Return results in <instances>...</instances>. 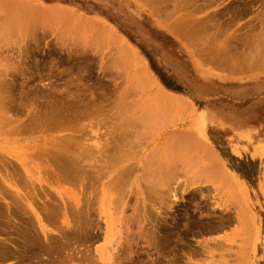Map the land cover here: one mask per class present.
I'll list each match as a JSON object with an SVG mask.
<instances>
[{"label":"rangeland","instance_id":"374dc122","mask_svg":"<svg viewBox=\"0 0 264 264\" xmlns=\"http://www.w3.org/2000/svg\"><path fill=\"white\" fill-rule=\"evenodd\" d=\"M19 1H23L24 4L29 3L33 6V10L32 8L29 9V5V7L24 6V4L23 6H20V2L18 4L17 0L16 3L12 0V4H10L9 0V5L5 2L6 7H0V11L3 12L0 14V75H5L6 79L4 78L3 81L7 79L8 82H10L9 80L11 79V83L14 81L12 84H3L4 86L6 85L5 88H7V84L9 86L15 84L14 86L16 87V91L13 90L15 89L14 86H12V88L14 87L13 89L9 86L5 89L7 91L10 88V91L12 90L13 93L15 92L12 94V91L10 92L8 90L11 95L7 92L6 94H8L7 97L9 96V100L7 97V100H4V102L11 101L9 102L11 105L14 102V109L12 108L13 106L9 104L7 105V107L9 106L8 109H5L7 102L4 104L5 107L2 104L3 107L0 108L4 109V111L9 110V108H12L10 111H14L15 108H18V111L16 110V112H14L16 114L10 113V115H14L13 117L15 118L12 122H16L17 120V124L13 123V125L16 127L17 125L19 126L18 117L20 118L19 122L21 125L24 120L27 122L30 118H28V114L26 115L25 112H22V110H25L29 113L30 109L23 107V105L22 108L21 100L24 103V106H30L32 104L30 107L33 109L35 108L32 107L33 104L34 106L38 104L36 107H38L39 110L40 104H42L40 110L41 114L39 113L40 111L37 113L42 116V113L47 111L46 109L48 106L45 105L52 103V101L54 103L55 99L57 101V103H55L58 104L59 101L66 102L68 100L66 96L71 95L72 97V93L74 95H76V93L79 94L78 91L82 94L83 91L85 93L87 92V94L94 93V96L93 94L91 95L93 96L92 99L94 100L96 99V96H99L100 98L98 97L94 101H103V104L101 105L104 106L103 108L106 107V111L103 109L105 112L100 113L97 117L80 120L77 129L80 131L79 134L81 135L79 143L91 145L94 157L99 158L104 143L108 141L106 133L110 128L106 127V124L105 126H102L103 124H96L97 120L112 116L116 129L120 131L125 129L123 125L128 121L129 117L133 120L135 116L139 117L141 115L139 118H143L142 120H144L143 122L141 121L144 123L143 126L139 127V123H141L139 122V126L137 125V119L139 118H134V122L136 121L135 126L137 125L136 127L139 128H135L134 132L126 137V145L121 148V153H119L125 155L116 166H130L133 168L132 170V168L129 167L130 175L127 177L128 179L125 178L124 180L126 191L124 190L125 186H123L122 189L125 193L123 192L122 196H125V199L123 197L121 198L124 199L122 205L119 206L121 203L118 205L117 201V209L113 207L114 205H111L110 207L109 203V205L107 204L108 206H106L105 200L109 202V197L102 194V188L105 186H103L102 183L108 180V178H103L100 182H97V184L95 183L93 188L95 190L91 189V191L93 190L94 196L96 194L95 192L98 193L102 190L100 192L101 194H97L100 198H95V200L97 199L99 201L95 203L97 208H95V211L98 210V213H101L100 215L96 213L98 215H95L94 218L96 217L95 222L98 221L99 218L102 220L100 223V220L96 223L98 226L100 224L99 229L101 232H104H102V234H107L103 236L101 232L98 231V228H96L94 232L97 236H101V238L98 236L99 240L94 238L88 242L82 241L84 251L83 248H80L81 251L87 254L89 253L88 256H92V259L89 258L90 256L88 257L90 260H87L88 263L86 264H89L91 260L93 261L91 262L92 264H106L108 262L107 254H112V249L113 254H116L117 250H115L114 253L115 248H120L118 249L119 254L117 253L119 256L116 254L119 261H121L123 257L129 256L127 253H122L125 250V252L128 250L129 253H131L130 250H132V253L134 251L135 254L138 252L141 254V250L147 254L148 251L150 255L152 254L151 260H149V254H147L148 259L146 255L143 256L144 253L143 255H133L131 253V257L127 258L133 261L135 259L137 263V259H139L140 256V258L143 257L140 260H145L147 258L145 264H150L151 262L149 261H152V259L155 258V253L153 248L148 249L145 239V241H141L145 234L141 231V237L139 235L140 233L137 232L141 225L138 224V226V222L135 223V220L134 222L130 221V223H135L138 226L136 228V225L134 224H132V227L130 223H123L127 222V219L133 216L132 214L135 212L140 213L141 210L144 211L143 214H146V217L155 213V215L158 214L157 217L161 216V218L165 219H162L164 221L162 222L165 223L163 224L161 218L159 219L152 215L153 217L151 216L149 223L153 224L151 226L149 223L145 225V222V224L142 223V226H147L148 228L155 227L153 229L156 231L158 229L159 231L162 230L164 226H171L172 224L170 228L173 230L169 228L171 233L178 229L177 234L179 233L184 239L181 238L182 240H177V238H179L177 237L175 241L177 240L178 243H181L182 247L178 245V243H174V239L171 241H173L172 244L174 243L175 247L171 243L165 242L162 239H160V244H163L162 248H165L168 244L165 249L163 248V252L165 251V254L168 256L171 254L170 249H176V247L177 252L186 250V253H188L193 250L192 253L190 252L191 254L188 253L191 255V263L188 262L189 260L187 259H190L189 255V257L186 255L187 258L185 256V258L182 259L185 252H179L181 259L178 261L180 263L184 264L188 260L186 262L187 264H241L245 260L244 258H246V264H249L248 261L251 262V264H264V70H258L256 73L245 72L244 74V72H238L237 74H230L229 69V72L227 71L225 65L226 62H223L224 60L227 61L230 56L237 57L251 52L252 43L254 42L253 44H255L257 38L264 39V36H261L264 35V0ZM1 2L2 0H0V5L3 4ZM17 4L18 9L16 8ZM8 11H10V14L12 13L11 16L15 21L11 18ZM15 11L16 14L13 16ZM8 15L10 17H8ZM16 15L18 16V19ZM6 19L7 21L11 20L12 22L10 23L12 24L9 23V25H6ZM13 22L15 25H13ZM10 25L13 26V28H9ZM170 28L180 29V32L177 33L178 35H174L173 32L175 31L173 29L170 30ZM19 63L21 64L19 68H17ZM221 63H224V66ZM21 65H23L22 67L24 70L21 69ZM12 67H15L16 69L14 68V70ZM144 68L145 70H143ZM10 69L14 70V72ZM16 70H21V73L17 74L18 71L16 72ZM1 72L3 74H1ZM4 72H7L9 75ZM12 73L17 75L14 76ZM140 81L142 82V86L140 85ZM147 81L148 85L145 83ZM84 85L85 88L88 86V90L91 89V91L86 90ZM66 88L69 89V92ZM1 90H4L3 87ZM21 90L28 93L27 99H25L27 96L25 92V97H23L24 95L22 93V95L20 94ZM65 90L69 94L64 96L66 99H64L61 94ZM36 91L39 92L37 93ZM162 91L170 93V95H175L174 98L181 96L180 98L187 99V102L189 101L188 106L189 104L192 106L187 107V109L180 106V108L177 109H180L181 111L176 108L174 110L169 105V102L165 101V103L162 102L164 100H160V98H163V96L160 97ZM1 92L4 93H2L3 96L6 95L5 91H0V93ZM50 92H52V94ZM45 93H48V95L51 94L49 96H51V99L54 97V100H51ZM53 93L56 95H62L59 97L61 100L58 99V101V97H55L56 95L52 97V95H54ZM63 94L65 95V93ZM82 94L80 95L84 98L85 95ZM19 95H21L22 98ZM89 95L86 97L89 98ZM1 97L0 94V98ZM82 97L79 99L82 100ZM17 99L20 102L17 101ZM176 99H179V97ZM159 101L162 102L161 105L159 104ZM185 102H183V104ZM15 104L16 106L18 104L20 105L16 107ZM97 104L100 105V103ZM19 106L21 108H19ZM44 106L46 109H44L45 111H42ZM188 109L195 111V113L192 112L191 114ZM187 110L190 114L184 112ZM1 114L2 110L0 112V115ZM6 114H8V111ZM29 114L31 115L32 113ZM52 114L55 118V114ZM8 115H6L5 118ZM37 116L35 117L38 118ZM199 117H203L202 119L204 122H202V119L197 120ZM10 119L8 118L9 121ZM2 120L3 125L1 123L0 125L4 126V118L0 119L1 122ZM198 121L200 123L202 122L201 126ZM12 122L10 121V124H12ZM7 125L6 128H12L13 126L9 124ZM2 126H0V128H2V131L0 130V132L3 133H0V157L2 159L4 158V162L9 160L8 162L6 161L9 164L5 165L3 163L4 166L2 164L3 161L0 158V161H2L0 163L2 165L1 168L4 166L5 170L10 164L12 165L10 161L14 162L17 166L16 169L19 174L18 178L20 179L19 181L16 172L13 179L17 184V188L15 186L16 184H13L15 188H7V190H9L10 193L11 190H13V193L16 190L21 194L22 192L24 194L27 191L24 188L22 191V186L26 184L24 183L26 180L34 185L35 193L32 197H29L34 203L28 202L30 203V206L25 205L26 211L24 207L23 209L19 208V211L22 209L26 213L23 212L22 215L21 212L17 211L19 215L18 217H20V214L21 216L26 215L28 217L29 215H27V212L28 214L33 215L34 218L40 217V220H42L40 223L42 224H39L37 219H34L31 215V218L29 217V219L36 222L34 225H36L38 229H36V227L35 229L40 233L39 235H41V238H43V230L52 233L49 234L54 237H56V234L58 233L57 230L64 229L63 231L69 232V229L64 227L66 224L63 225V223L69 221V223L72 222V225L75 224L74 219L77 215L74 216L71 214L72 216H70L69 211L67 212L68 208L65 207L66 205L68 206V204L69 207H72V205H70L72 203H66L72 202L73 199L81 198V191L78 188L80 186L69 184L66 181H52L53 178L51 177V179L49 176L51 172L48 174L45 171L46 167L44 166H46V162L42 163L44 165L40 164L41 159L40 156L36 154L37 152L34 156L33 148H27V143L30 144L31 142L34 144L37 142L36 140L40 138V133L37 131V133L33 131L30 133L29 131L28 133L31 135H28V130H24V136L23 134L21 136V133L23 132H21L22 126L21 128L17 127L20 131L16 129L13 130L12 128V132L16 134L15 131H17L18 134H16V136L11 134L10 142H7L4 132L7 131V129L8 132H10V130L9 128H5L6 130L4 131ZM25 132L27 133L26 135ZM69 132L70 131H51L53 135H65L64 133H66V135H72V133L69 134ZM95 144L98 145L99 150L93 147ZM206 144L208 146H206ZM202 145L214 150V153L216 152V154H218V159L221 160L224 169L226 168L231 175L234 174L232 180L235 182L237 190L236 187H233L234 189L231 188L232 185H234V183L230 181L231 178L228 179L230 183L232 182L233 184L231 183L232 185H229L230 183L227 178L225 179L226 182H224L219 178H215V175H213V173L211 174L210 171V175L207 174L206 171L209 170L208 165L211 163L208 162L209 164H207V161H204V148H200ZM5 157L7 158L6 160ZM15 164H13V166ZM50 165L52 164L50 163L48 166ZM52 167H54V165L50 166V168ZM117 167H115V169ZM11 168L12 170L9 168L7 169L14 173L13 168L16 170L15 167L11 166ZM166 170H171V172L174 171L172 173V178L171 175L169 176L170 179L168 182V184L173 183L171 185L173 190L171 191L169 188L166 189V187L164 190L168 191L167 193L169 195L175 197L169 199L168 195L167 203L164 202V204H166L164 205L163 203L158 202L153 196L148 197V199L147 196L149 194H146L147 191H145V189L150 188L149 185L154 184V182L159 183V180H156L158 178L160 179L161 172ZM158 174H160V176H158ZM167 176H165V178ZM237 183L243 187H239L240 185L238 186ZM6 186L7 182L3 178H0V189H4ZM154 186L152 185L151 189H153ZM169 186L167 185V187ZM161 189H163V187ZM198 189H200V195L197 194L199 193L198 191L196 193V190ZM121 194L119 195L121 196ZM8 195L9 197H7ZM1 196V202L7 201L6 203H8L9 201L12 204V201H10L13 199L12 197L10 198L11 194L4 195V199L3 195ZM35 196L36 198H34ZM94 196L90 198H94ZM82 198L81 200L85 199L84 196H82ZM26 199L27 201H30L28 197ZM121 199H119V201ZM145 199L148 200L146 201ZM95 200H93V203ZM5 202L3 204L6 205ZM144 202L147 204L145 205ZM49 203L52 207L48 205ZM249 203L251 205H249ZM123 204H126L125 207H123L126 208L125 210L121 208L124 206ZM44 205L46 211L43 214L42 211H44ZM56 205L58 206V216L61 217L63 214H68L71 217L70 218L67 215L66 217L68 220L65 219V216L61 217L62 220H60V224L57 222L58 219L55 218L57 220L56 223L59 224L60 227L58 229L57 225L53 223L55 222L53 221L54 218L48 216L50 212L57 208ZM142 205L145 207L148 205V211L147 209L145 210V207L143 208ZM14 206L15 205L12 207L14 208ZM48 206L52 208H50L51 211ZM244 206L250 209L252 216L248 215V217H252L254 223L249 225V223L245 222L246 226L245 224H240L239 221H234L230 226L228 225L226 228H220V230H222H218V232L209 227L208 224H210V226L212 225L207 222L206 218H211V221L209 220V222H213L212 217L217 216L215 218H219L218 215L220 214L226 215V212H228L230 207H236V211L240 208L239 212L241 213ZM39 208L41 209L42 214ZM46 208L48 209V212ZM108 208L111 210H108ZM134 208L135 210H133ZM14 209H17L16 206ZM62 209H66V213L62 212ZM112 210L114 212H112L113 214L110 213V215L112 214L113 216L111 215V218L114 219H112V222L111 218H109V220H111L109 222L113 223L114 227L109 226L111 228H109L111 230L110 233L106 223H103V226L101 225L102 222H105V220L110 217L109 215H106V211L111 212ZM132 210L134 211L133 213ZM145 211H147V213ZM102 213H106L105 216L104 214L101 215ZM232 213L234 212L232 211ZM36 214L38 216H36ZM45 214L50 217L52 223L51 221L46 220L48 217H46ZM94 214L95 212L93 211V215ZM43 216L45 218H42ZM60 217L59 219H61ZM119 217H121L122 221L124 219L125 221L122 222ZM155 217L160 220L161 223H158L159 221L157 219L155 222V219H153ZM72 218H74L73 221ZM172 218L174 221H172ZM185 218L188 219V222L185 221ZM203 218L205 221H203ZM15 219L16 217H13L12 221L14 220L17 222L18 218ZM69 219H71V221ZM194 219L198 221L200 220L204 228L202 225L200 226V223H197L198 221L196 222L195 220L197 224L192 222ZM22 220L21 222L19 221L18 226H23L24 220ZM169 220H171L172 223ZM2 221L4 220L2 219L0 223ZM184 222H190L189 224L191 225ZM2 223L7 224L6 222ZM118 223L119 225L123 223V226L124 224L129 226L128 228L127 226L126 228H124L125 226L121 228L122 225L119 226ZM167 223L169 225H167ZM179 223L180 225H186V229L190 230L187 232L185 226H180ZM194 223L196 228L195 225L191 228ZM205 223L208 226L207 228H205ZM157 224H160L161 226L158 225L160 227H157ZM115 226L117 227L115 228ZM173 226H176L177 228H173ZM187 226H190V228H187ZM199 226L202 228H199L201 230H198ZM9 227L12 228V226L3 228L0 225L1 237L4 233L6 238L9 237V234L11 235V238H15L14 231L16 230H13V228V231L10 232L9 230H11V228ZM101 227H104L102 229L107 232L101 230ZM130 227L134 230L138 229L135 231L141 238L138 237L137 240L135 239L134 246V237L132 238L130 236L128 243L132 242L131 245L135 247V250H133V246L128 243L127 245H130L132 248L129 246L130 250L129 248L123 250L122 247H126L124 246L126 245L124 243L125 238L128 236L126 233L128 232L131 234L130 232H132ZM141 227L140 230L142 229ZM147 227L142 230H147ZM175 228L176 230H174ZM179 228L181 231H184V229L185 231L180 233ZM1 230L5 231L1 233ZM147 231H149V229ZM196 231H199L200 233H197ZM204 231H206V233ZM209 231L212 233H207ZM185 232L190 234H186ZM137 233H133L134 236L136 235L137 237ZM246 233H248L249 236L246 238L249 239L251 235L252 239L245 240L246 238H244V234L246 235ZM59 234L60 232L57 234V237ZM108 234L111 235V238H109ZM3 238L5 237L3 236ZM185 239L187 240L184 245L188 244L189 248H187L189 250L185 249L186 246H183ZM138 240L141 243L144 242L147 247L143 245L144 243L141 244ZM251 240L253 242H251ZM216 241L219 243H215ZM248 242H251L250 244L252 246L249 245ZM89 243H92V246H89ZM169 244L172 246L170 245V247ZM86 245L89 248L91 247V251H89ZM193 245L199 251L203 247V249L207 250V255L201 253L202 249L200 253L204 256L202 258L200 257L201 259H198L194 252L196 251L198 253V251L192 248ZM199 245L202 246L200 247ZM139 247H142L140 251ZM246 247L250 248L248 254V251H245ZM249 248H247V250H249ZM193 253L197 259H195L194 256V259H192ZM244 253L247 255H244ZM201 254H198V256ZM220 255H222L223 258H220ZM132 256H135V258ZM217 257H219V259H217ZM247 257H249V259ZM129 259H127V263L131 262ZM158 259L160 260L161 258L159 257ZM123 261L124 264H127L125 263L126 260L123 259ZM123 261L121 262L123 263ZM133 261L129 264H135ZM161 261L165 264L164 259ZM178 261L176 262L177 264L179 263ZM18 262L19 261L14 258H9L3 262L0 261V264H19ZM85 262L86 260L83 264ZM144 262L141 263L144 264ZM138 264H140L139 261Z\"/></svg>","mask_w":264,"mask_h":264},{"label":"bare ground","instance_id":"6f19581e","mask_svg":"<svg viewBox=\"0 0 264 264\" xmlns=\"http://www.w3.org/2000/svg\"><path fill=\"white\" fill-rule=\"evenodd\" d=\"M8 1L9 0H5V1H3L2 0V2L1 3H3L2 5H0V7L2 6H5V2H7V5H9V3H8ZM15 3H16V0H13ZM154 1V0H153ZM12 2V0H10V4H12L11 3ZM17 2H18V4H19V2H20V6L22 5L23 6V4H24V2L23 1H19V0H17ZM21 2H23V3H21ZM25 3H27V2H25ZM18 4H17V6H16V8L18 7ZM30 7H29V6ZM24 6H27V7H29V9L30 8H32L33 6L32 5H30L29 3H27V4H24ZM6 7V6H5ZM34 7H35V5H34ZM12 8H13V5H12ZM15 8V7H14ZM36 8V7H35ZM9 9V8H8ZM10 9H11V7H10ZM18 9V8H17ZM13 10V9H12ZM32 10H33V8H32ZM4 12H6V11H4ZM10 11H8V13H9ZM12 12V11H11ZM1 13H3V12H1L0 11V14ZM15 14H16V11H15V13H14V15L13 16H15ZM9 15L11 16L12 15V13L10 14L9 13ZM8 15V17H10ZM17 15H18V12H17ZM16 15V17H17V19H18V16ZM2 17H3V14H2ZM15 17V18H16ZM5 18V17H4ZM11 18H12V16H11ZM9 19V18H8ZM14 21H15V19L14 18H12ZM5 21H7V19L5 20ZM10 22H12L11 20L10 21H7L6 22V25H9V23ZM8 23V24H7ZM10 24H12V23H10ZM13 25H15L14 24V22H13ZM7 27H9V26H7ZM9 28H13V26H11L10 25V27ZM173 29V28H172ZM171 28H170V30H172ZM169 30V31H170ZM175 32H173V34L174 35H178L177 33L178 32H180V29H177V28H175V29H173ZM172 32H170V33H172ZM176 33V34H175ZM261 36H264V35H261ZM118 40V39H117ZM123 41V40H122ZM254 43V42H253ZM252 43V49H251V52H249V53H247V54H243L242 56L240 55V56H237V57H232V56H230V60L228 59L227 61H223V62H226L225 63V65H226V67H227V71H228V69H229V73L231 74H237L238 72H244V74H245V72H252V73H256V71H260V70H264V39H256V42H255V44H253ZM254 45V46H253ZM127 48V47H126ZM232 57V58H231ZM139 62H140V60H139ZM142 62V61H141ZM142 63H144V62H142ZM219 63V62H218ZM20 64L21 63H19L18 64V67L17 66H15V67H17V68H19V66H20ZM221 64H223V66H224V63H221ZM220 64V65H221ZM23 65H21V69H23V67H22ZM15 67H12L13 69L15 68ZM9 68H11V67H9ZM16 69V68H15ZM14 69V70H15ZM10 70H12V69H10ZM14 70H12L13 72H14ZM19 70V69H18ZM18 70H16V72L18 71ZM24 70V69H23ZM143 70H145V68L143 69ZM147 71V70H146ZM15 72V73H16ZM19 72V73H18ZM17 72V74H20L21 73V70L20 71H18ZM5 74L7 73V72H4ZM11 73V72H10ZM24 73V72H23ZM1 74H3L2 72H1ZM8 74V73H7ZM13 75H14V73H12ZM17 74H15V75H17ZM241 74V73H240ZM9 75V74H8ZM11 75V74H10ZM14 75V76H15ZM22 75V74H21ZM1 76V75H0ZM2 77H3V79H2ZM6 77H8V76H6ZM12 77V76H11ZM4 78H5V75L3 74L2 76H1V78H0V91H5V94L8 92V90L10 89V88H12V86H14V85H8L7 84V88H8V86L10 87L7 91L5 90V89H7V88H5L6 87V85L4 86L3 84H6V83H10V84H12V83H14V81L11 83V79L9 80L10 82H8V79L7 80H5V81H3L4 80ZM9 78V77H8ZM2 79V80H1ZM6 79V78H5ZM150 80H152V79H150ZM1 81H3V82H1ZM5 82V83H4ZM141 82V81H140ZM151 82H153V81H151ZM146 83V85H148V81L147 82H145ZM1 85H3V86H1ZM141 86H142V82H141V84H140ZM78 86V85H77ZM160 86V85H159ZM2 87H3V89L4 90H1L2 89ZM15 87V86H14ZM13 87V88H14ZM80 87V86H79ZM88 86H86V88H85V85H84V88L86 89V90H88V88H87ZM12 88V89H13ZM82 88H83V86H82ZM22 89V88H21ZM79 89V88H78ZM89 89H90V87H89ZM160 89V88H159ZM13 90H15L16 91V87H15V89H13ZM18 90V89H17ZM66 90H68V92H69V89L68 88H66ZM64 91L63 93H65V95L63 94V93H61L62 95H63V97L64 96H66V95H69L68 93H67V91ZM162 90V89H161ZM160 90V91H161ZM10 91V90H9ZM12 91V90H11ZM10 91V92H11ZM47 91V90H46ZM45 91V92H46ZM88 91H91V89L90 90H88ZM159 91V90H158ZM164 91V90H163ZM162 91V95L160 96V97H162L163 96V98H160V100L162 101V100H164V101H162V102H169V105L172 107V109H174L175 110V108L177 109V108H180V106H183L182 108H186L187 109V107H189L190 106V104H189V106H188V102H187V99H182V98H180L181 96H178L179 97V99H176V98H178V97H176V98H174L175 97V95H170V93H167V92H163ZM24 90L22 91H20V94L22 93L24 96L23 97H25L28 93H26V95L24 94ZM35 92V91H34ZM37 92V91H36ZM39 92V91H38ZM37 92V93H38ZM48 92V91H47ZM52 92H54V91H52ZM52 92H50L51 94H52ZM71 92V91H70ZM79 92V94L78 93H76V95H74L73 93H72V97H71V95H69V96H66L67 98H68V100L66 101V102H64V101H59V100H61V98L59 99V97L60 96H62V95H56V94H54V93H56V92H54L53 94L54 95H52V97L53 96H55L56 98H57V100L59 101L58 102V104H56L57 103V101H56V99L54 100V97L51 99V96H49V95H51V94H49L48 95V93H45V94H47L49 97H50V99L51 100H54V103H53V101H52V103H48L47 105H45V106H48L47 107V109L45 108V106H44V108H42L43 110L42 111H45L44 109H46L47 111H48V109H49V111L47 112V111H45L44 113H42L43 115L41 116L40 114H41V107H42V104H40V110L38 109V107H36V106H34V104H33V106L32 107H35V108H37V109H33V108H31L30 106L32 105H27V106H24V103L22 102V100H21V107H22V105H23V107H27V108H29L30 109V111H29V113H32L31 115L28 113V111L26 112L25 110L23 111L22 110V112H25V114L27 115L28 114V118H29V120L27 121V122H25V120L23 121V124L21 125L20 124V122H19V120H20V118L18 117V123H19V126L17 125V127L18 128H21V126H22V130H21V136H22V134L24 133V130L25 131H27V133L30 131V133L33 131V132H35V133H40V138H38V140H36L37 142H35L34 144H32L31 142H30V144L29 143H27V148L29 147V148H33V150H34V156L36 155V154H38L39 156H40V164H42V163H44V162H46L45 163V165L46 166H44V167H46L45 168V171L48 173V174H50V172H51V174L49 175L50 176V178L52 179V181H66V182H68L69 184H75V186L77 185V186H80V187H78L79 188V190L81 191L80 192V194H81V198H82V196H84V200H81V198H79V199H73V201L72 202H67L66 204H68V203H72V204H70V205H72V207L70 206L69 207V204H68V206L66 205V207L65 208H68V210H67V212L69 211V213H70V216H72V215H77V217L74 219V218H72V221H73V219L75 220V224H73L72 225V222H70L69 223V221L67 222V223H63V225H65L66 224V226H64L65 228H68L69 229V232H65V231H63V230H57V232L59 233L60 232V236L58 235V237H57V234H56V237H54L53 235H50V234H52V233H48V232H46L45 230H43V238H41V235H39L40 233L39 232H37V230L36 229H38L37 227H36V225H34L36 222H33L32 221V219L30 220L29 219V217H30V215L31 214H28V212H27V215H29L28 217L26 216V215H24V216H21V214L23 215V212H24V210H22L23 209V207H24V209H25V211H26V207H25V205H28V206H30V203H32L33 201H31L30 199H29V197H32V195L35 193V191H34V185H32L30 182H28L27 180L24 182V183H26L24 186H22V191L24 190V189H26V191L27 192H25L24 194H23V192H22V194L19 192V191H14V193H13V190H11V193L9 192V190H7V188H15V186H16V188H17V184L15 183V181H14V174L17 172V178H18V170L16 169L17 168V166H16V164L14 163V162H12V161H10V163H12V165L10 164V166H6L7 168H9L10 170H12V168H11V166L12 167H15V169L17 170H14V168H13V171H14V173L12 172V171H10V170H8L6 167V169L4 170V166L6 165V164H9V163H7L9 160H6L7 158L5 157V160L7 161H5L4 162V158L2 159L1 157V159H2V161H0V163L2 162V164L4 165L2 168H1V164H0V178H3L6 182H7V186L4 188V189H0V196L1 195H3V199L5 198L4 197V195L6 196L7 194H11V196H10V198L12 197L13 199L12 200H10V201H12V204L8 201V203H10V204H8V203H6L5 201H3V202H1L0 201V221L3 219L4 221H2V222H6L7 224H3L2 222V224L0 223V225H1V227H3V228H5V227H8V226H12V228L11 227H9V228H11V230H9L10 232H12L13 230H16V231H14V235H15V238H11V235L9 234V231H8V234H9V237H7L6 238V236L4 235V233H3V236L5 237V238H3V236L1 237V238H3V239H1L0 238V261H4V260H6V259H11V258H14V259H16V260H18L19 262V264H80L81 262V264H83V262L86 260V262L84 263V264H86V263H88L87 262V260H90L89 258H91L92 259V256H88V254L87 253H84V252H82L81 251V249L83 248V245H82V241H86V242H88V241H91V240H93L94 238H97L98 240H99V237L98 236H100V235H98L97 236V234L94 232L95 230H96V228H98V231H100V224H99V226L97 225V223L96 222H98L99 220V223L102 221L99 217V220H98V218H97V220L98 221H96L95 222V219H96V217L94 218V216L95 215H100V213L101 212H99L98 213V210L97 211H95V208H96V202L98 201L97 199H98V197H99V195H97L98 193L99 194H101L100 192L102 191H99L98 193L97 192H95L96 194H95V196H97V197H95L94 196V194H93V190H95V189H93L94 188V185H95V183L97 184V182H100L103 178H108V180H106L104 183H102V185L105 187H103L102 189H103V191H102V194L103 195H105L106 197H109V202H107V200H103V199H101V200H103L104 202H105V204H106V206H108L109 204H110V207H111V205L113 206V207H117V201H118V205H119V203H121L119 206H121L122 205V203H123V200L125 199L124 197L125 196H122L123 195V192H124V190L126 191V185H125V178H127L129 175H130V170H129V167L130 166H126V167H117L116 165L119 163V161H121V159L124 157V155L125 154H119V153H121V148L123 147V146H125L126 145V141H125V139H126V137L127 136H129L132 132H134V130H135V128H139V127H141V126H143V124L144 123H142L144 120H142L141 118H139V117H141V115L139 116V117H134V118H139V119H137V125L139 126V124H140V126L139 127H136L135 126V123H136V121L134 122V118H133V120H132V118L131 117H129V119H128V121H126L125 123H124V125H123V127L125 128V129H122V131H120V130H117L116 129V127H115V125H114V123H113V119H112V116L111 117H105V119H102V120H97V122H96V124H100V125H102V126H105V124H106V127H109L110 128V130L106 133V136H108V141L106 142V143H104V146L102 147V149H101V151H100V157L99 158H97V157H94V155H93V153H92V146L91 145H89V144H84V143H79L80 141V134H79V130L77 129L78 127H79V121L80 120H86V119H88V118H90V117H97V116H99L100 115V113H104L105 111H106V107L105 108H103L104 106L103 105H101V104H103L102 102L103 101H99V102H96V101H94V100H96L98 97L96 96V94H95V96H96V99H92L93 98V96H94V93H92L93 94V96H91L92 94H90V93H88L87 94V92L85 93L84 91H83V94L80 92V91H78ZM3 92H1L0 94H1V98L0 99H3V100H0L1 102V105H0V107H3V105L7 102H4V100H7V98H8V100H9V96L7 97V95L8 94H6V95H4L3 96V94H2ZM9 93V92H8ZM12 94H14L13 93V91L11 92ZM11 93H9V95H11ZM160 93V92H159ZM21 94V95H22ZM60 94V93H59ZM71 94V93H70ZM78 94V95H77ZM80 94H82V95H85V97L87 96V95H89L88 97L89 98H83ZM87 94V95H86ZM21 95H19V96H21ZM83 98L82 100L81 99H79V98H81L80 96ZM74 96V97H73ZM5 99H4V98ZM7 97V98H6ZM11 97V96H10ZM27 97H28V95L25 97V99H27ZM42 97H43V95H42ZM21 98H22V96H21ZM95 98V97H94ZM100 98V97H99ZM173 98V99H172ZM19 99V98H18ZM17 99V101H19ZM37 99V98H36ZM63 99V98H62ZM64 99H66L65 97H64ZM182 99V100H181ZM13 100V99H12ZM38 100V99H37ZM51 100H48V101H51ZM75 100H77V101H75ZM2 101H3V103H2ZM98 101V100H97ZM187 102V104H186V102ZM9 102H11V101H9ZM9 102H7L6 103V107H7V105L9 104V105H11V103H9ZM20 102V101H19ZM56 102V103H55ZM160 102V101H159ZM162 102H160L159 104L161 105L162 104ZM165 102V103H166ZM183 102H185L184 104H183ZM14 103V102H13ZM13 103H12V105L11 106H13ZM23 103V104H22ZM97 103H100V105L99 104H97ZM182 103V104H181ZM3 104V105H2ZM17 104V103H16ZM16 104H15V106H16ZM44 104H46V103H44ZM43 104V105H44ZM181 104V105H180ZM18 105H20V104H18ZM18 105L16 106V107H18ZM192 106V105H191ZM190 106V107H191ZM4 107H5V105H4ZM5 107V109H8V107L6 108ZM20 106H19V108H21ZM22 107V108H23ZM13 109H14V106L12 107ZM12 108H9V110H7L8 111V114L10 115V113L12 114H16V113H14V112H16V110L18 111V108H15V110L14 111H10V109H12ZM167 108V107H166ZM181 108V109H182ZM184 108V109H185ZM29 109H26V110H29ZM34 110V111H32V110ZM103 109H105V111H103ZM167 109H169V108H167ZM172 109H170V110H172ZM184 109H182V110H184ZM194 109V108H193ZM192 109V110H193ZM1 110H2V114L0 115V119H3L4 118V126H2L3 125V120H2V122L0 121V123L2 124V125H0V126H2L3 127V130L5 131L7 128H9V127H7L6 128V126H8L7 124H9V125H13V123L15 124H17V120H16V122L14 121V122H12L15 118L12 116V115H10V117H11V119H10V117H9V115L8 114H6V110L4 111V109H1L0 108V112H1ZM164 110V109H163ZM177 110H180V109H177ZM188 110H190V109H188ZM184 111V112H188V114H192V112H194L195 113V111H191L190 110V113H189V111ZM10 111V112H9ZM40 111V112H39ZM165 111V110H164ZM181 111V110H180ZM40 113L39 115L37 114V113ZM52 113H54L55 114V118L57 119H55L53 116V114ZM162 114V113H161ZM164 114H165V112H164ZM163 114V115H164ZM2 115H4V116H2ZM6 115H8L6 118H5V116ZM30 115V116H29ZM38 115V116H37ZM199 115V114H198ZM35 116H37L38 118H36ZM41 118H40V117ZM1 117H3V118H1ZM133 117V116H132ZM194 117H195V115H194ZM198 117V116H197ZM8 118L10 119V121L12 122V124H10V121L8 120ZM27 118V117H26ZM203 118V117H202ZM201 117H199L197 120H200V119H202ZM6 120H7V123H6ZM53 120H56V121H53ZM142 121V122H141ZM139 122H141V123H139ZM199 122V121H198ZM202 122H204L203 121V119H202ZM201 122V123H202ZM139 123V124H138ZM200 123V122H199ZM201 123H200V126H201ZM142 124V125H141ZM21 125V126H20ZM10 126V127H11ZM15 128H14V127ZM12 126V128H13V130L14 129H16V130H18L17 129V127L15 126V125H13ZM135 126V127H134ZM6 128V129H5ZM12 128H9V130H10V132H8V129H7V131H3L4 132V134H5V136H6V141L7 142H10V135L12 134V135H14V136H16V134H18V132L17 131H15L16 132V134L15 133H13L12 132ZM0 130L2 131V128H0ZM60 131V132H62V131H70L69 132V134L70 133H72V135H66V133H64L65 135H53V133H51V131ZM18 131H20V129L18 130ZM37 131V132H36ZM0 133H2V132H0ZM26 132H25V135L27 134ZM35 133H33V134H35ZM50 133H51V135H50ZM3 134V133H2ZM28 135H31V134H29L28 133ZM17 136H20V135H17ZM23 136H24V134H23ZM37 139V138H36ZM203 144V143H202ZM205 145V144H204ZM203 146V145H202ZM200 147V148H204L203 149V152H204V161H207V164H209V163H211V164H209L208 166H209V170L208 171H206L207 172V174H209L210 175V172H211V174L213 173V175H215V178H219L221 181H224V182H226V178L228 179H230V181H232L233 182V180H232V178H233V175L234 174H230V172H228L227 170H226V168L224 169V167H223V164H222V162H221V160L220 159H218L219 158V156H218V154H216V152L214 153V150H212L211 148H209V147H206V146H208L207 144H206V146L204 147ZM93 147H95L97 150H99V148H98V145L97 144H95V145H93ZM95 149V150H96ZM204 150H206V151H204ZM37 152V153H36ZM201 152H202V150H201ZM36 153V154H35ZM125 153V152H124ZM32 154V153H31ZM203 154V153H202ZM37 155V156H38ZM36 156V157H37ZM39 156H38V158H39ZM45 158V159H44ZM220 160V161H219ZM28 162V161H27ZM26 162V163H27ZM31 162V161H30ZM52 164V165H50V166H53L54 165V167H52V168H54V169H52V168H50V166H48L50 163ZM209 162V163H208ZM49 163V164H48ZM206 163V162H205ZM13 164H15L14 166H13ZM28 164H29V162H28ZM222 164V165H221ZM42 165H44V164H42ZM115 167H117L116 169H115ZM130 168H132V167H130ZM132 170H133V168H132ZM131 170V171H132ZM49 171V172H48ZM169 172V174H168V172ZM205 171V170H204ZM210 171V172H209ZM3 172V173H2ZM5 172V173H4ZM164 172H166L167 174H168V176H167V174L166 173H164ZM164 172H161L160 174H161V177H160V179L158 178L156 181H158L159 180V183H156V182H154V184H152L153 186L155 185V183H156V185L154 186V187H156V188H154L153 187V189H151L152 188V185H149L150 186V188H147V189H145V191H147L146 192V194H149L148 196H147V198L148 197H151V196H153V197H155L157 200H158V202H160V203H163L164 204V202L165 203H167V196L169 195L167 192L168 191H166V190H164V188L166 187V189L167 188H169L171 191L173 190V188H172V184H168V182H169V179H170V175H171V178H172V173L174 172H171V170L169 171V170H166V171H164ZM205 172V173H206ZM115 173V174H114ZM171 173V174H170ZM4 174V175H3ZM131 174H133V173H131ZM160 174H158V176H160ZM166 174V175H165ZM163 176V177H162ZM165 176H167L166 178H165ZM219 176V177H218ZM16 178V179H17ZM222 178V179H221ZM19 179V178H18ZM128 179V178H127ZM163 179V180H162ZM229 179H228V181H229ZM14 182H13V181ZM19 181H20V179H19ZM230 181H229V183H230ZM236 181L238 182V180L236 179ZM171 182V181H170ZM231 182V183H232ZM229 184V185H232L233 183H234V185H232V187L231 188H233V187H236V190H237V186H235V182H233L232 184ZM13 184H16L15 186L13 185ZM238 184V186L240 185L239 183H237ZM148 185V184H147ZM167 185L169 186V187H167ZM27 186V187H26ZM96 186H98V185H96ZM123 186H125V189L123 190L122 188H123ZM148 186V187H149ZM242 185H240L239 187H241ZM163 187V189H161ZM171 187V188H170ZM243 187V186H242ZM24 188V189H23ZM91 189H93L92 191H91ZM98 189H99V187H98ZM104 189H105V191H106V193L108 194H106L105 193V191H104ZM234 189V188H233ZM240 189V188H239ZM200 189H198V190H196V193H197V191L199 192V193H197V194H199L200 195V191H199ZM79 192V191H78ZM92 192V193H91ZM104 192V193H103ZM121 192H122V194H121ZM174 192V191H173ZM125 193V192H124ZM92 194H93V196H94V198H90V197H93L92 196ZM119 194H121V196L119 195ZM14 195H15V197H14ZM101 196V195H100ZM118 196H120V197H118ZM7 197H9V195L7 196ZM28 197V199L30 200V201H27V198ZM124 198V199H121V198ZM171 197H175V196H171V195H169V199H171ZM1 198H2V196H1ZM34 198H36V196L34 197ZM76 198H78V197H76ZM95 198H97L96 200H95ZM100 198V197H99ZM103 198V197H102ZM121 199L122 200V202H121V200L119 201V199ZM62 199H64V198H62ZM68 199H69V197H68ZM83 199V198H82ZM149 199V198H148ZM147 199V200H148ZM35 200V199H34ZM67 200V199H66ZM93 200H95L94 201V203H93ZM146 200V199H145ZM146 200V201H147ZM172 200H173V198H172ZM63 201V200H62ZM170 201V200H169ZM6 203V205L5 204H3V203ZM28 202H30V203H28ZM45 202H47V201H45ZM66 202V201H65ZM99 202V201H98ZM125 202V201H124ZM172 202V201H171ZM175 202V201H174ZM34 203V202H33ZM41 203V202H40ZM43 203V202H42ZM73 203H75V204H73ZM109 203V204H108ZM44 204V203H43ZM42 204V205H43ZM46 204V203H45ZM94 204H95V207H94ZM98 204V203H97ZM108 204V205H107ZM144 204H145V202H144ZM147 204V203H146ZM145 204V205H146ZM13 205H15L16 206V208L17 209H14L15 208V206H14V208L12 207ZM32 205V204H31ZM42 205H41V207H42ZM48 205H50V203L48 204ZM116 205V206H115ZM124 205V204H123ZM126 205V204H125ZM125 205L124 206H122L121 208H123V207H125ZM164 205H166V204H164ZM247 205V204H246ZM249 205H251L250 203H249ZM47 206V205H46ZM51 207H52V205H50ZM57 206V205H56ZM104 206V205H103ZM143 206V205H142ZM200 206V205H199ZM235 206V205H234ZM51 207H49L48 206V208H49V210H50V208ZM64 207V206H63ZM101 207V206H100ZM145 206H143V208H144ZM147 207H148V205H147ZM147 207H145V210L147 209ZM248 207V206H247ZM19 208H22V209H20V211H19ZM54 208V207H53ZM94 208V209H93ZM103 208H105V207H103ZM246 207L244 206V209H242L241 210V213L239 212L240 211V208L236 211V207H233V208H229V210H228V212H226V215L225 214H220V215H218V217L219 218H215V217H217V216H214V217H212V221L213 222H209V220L211 219H209V217H208V219L206 218V220H207V222L208 223H211V225L212 226H210V224H208L209 225V227L212 229L213 228V230H217V232H218V230H220V228H226L228 225L230 226L231 224H233V222L234 221H239V223L241 224H245V222H247V223H249V225L251 224V223H254V219L252 220V217L251 218H249L248 217V215L249 216H252V214H251V212H250V209L249 208H246ZM40 209V208H39ZM47 209V208H46ZM52 209V208H51ZM97 209V208H96ZM113 209V208H112ZM117 209V208H116ZM124 210L126 209V208H123ZM122 209V210H123ZM44 211H42L43 212V214H44V212L46 211L45 210V205H44V209H43ZM65 210L66 209H62L61 211L62 212H64V213H66L65 212ZM104 210H106V209H104ZM108 210H111L110 208H108ZM133 210H135V208L133 209ZM132 210V213L134 212ZM17 211L18 212H21V214H20V217H18L19 215H18V213H17ZM51 211V210H50ZM93 211L95 212V214L93 215ZM140 211V210H139ZM147 211H148V209H147ZM147 211H145L146 213H147ZM232 211L234 212V213H232ZM40 212H41V209H40ZM42 212H41V214H42ZM47 212H48V209H47ZM61 212V213H62ZM102 212H103V210H102ZM112 212H114L113 210L111 211V212H108V211H106V213H102L101 215H103L104 214V216H105V214L106 215H109L110 217H108V219H106L105 220V222H102V225L101 226H103V223H106V225H107V227H108V229L110 228L109 226H113L114 224L113 223H111V222H109V221H111L112 219H114V218H111L113 215V213ZM143 212L144 211H140V213L138 212H135L134 214H132L133 216L131 217V215H130V217L131 218H128L127 219V222H123V221H125V219L122 221V219H121V217H119L120 219H121V221L123 222V223H130V221H133L134 222V220L136 221L135 223H137V225L138 224H140L141 226H142V223H144L145 224V222H146V224L145 225H147V223H149L150 221V218H151V216L153 215V216H156L157 217V215H155V213L154 214H152L151 216H147L146 217V214H143ZM14 213H15V215H14ZM17 213V214H16ZM24 213H26V212H24ZM96 213H98V214H96ZM110 213H112L111 215H110ZM121 213V212H120ZM240 213V214H239ZM12 214V215H11ZM46 214H48V213H46ZM46 214H45V216H46ZM63 214V213H62ZM72 214V215H71ZM234 214H236V215H234ZM68 214H63V215H61V217H66ZM148 215V214H147ZM32 217H33V215H31ZM36 216H38L37 214H36ZM40 216V215H39ZM48 216H50V217H52V218H54V220L53 221H55V222H53V223H55L56 225H57V229L58 228H60L59 227V224H60V220H62V218L60 217V216H58V206H57V208L56 209H54L52 212H50V214L48 215ZM48 216H46V217H48ZM57 216H58V218H57ZM69 215H68V217H70ZM152 216V217H153ZM13 217H16V219H17V222L16 221H12V218ZM50 217H48V219L46 218V220H48V221H51L50 220ZM59 217L61 218V219H59ZM153 218V219H155V222H156V219L157 218H161V216H159V217H157V218ZM24 218V219H23ZM26 218V219H25ZM31 218V217H30ZM34 218V217H33ZM36 219H37V221L39 222V224H42V223H40V222H42V220H40L41 218L40 217H35ZM34 218V219H35ZM42 218H45L44 216L42 217ZM51 218V219H52ZM58 219V221L56 220V219ZM71 218V217H70ZM104 218H106V217H104ZM109 218H111V220H109ZM123 218V217H122ZM149 218V219H148ZM213 218H215V219H213ZM15 219V220H16ZM23 221V226L21 227V226H18V223H19V221L21 222V220ZM33 219V220H34ZM65 219H67L68 220V218L66 217ZM165 220L164 218H161V222L163 221V220ZM186 219V218H185ZM198 219H200V218H198ZM63 220H64V218H63ZM70 221H71V219H69ZM158 220V219H157ZM195 220L196 219H194L192 222H195ZM201 220V219H200ZM198 221V220H196V222L197 223H200V226L202 225L201 224V221ZM35 221V220H34ZM56 221L59 223V224H57L56 223ZM103 221H104V219H103ZM119 220H118V215H117V222H118ZM120 221V222H121ZM148 221V222H147ZM151 221H154V220H151ZM159 222L158 223H161L160 222V220H158ZM169 221H171V220H169ZM172 221H174V219L172 218ZM172 221H171V223H172ZM185 221H187L188 222V219H186ZM203 221H205L204 220V218H203ZM211 221V220H210ZM241 221V222H240ZM243 221H244V223H243ZM37 222V223H38ZM63 222V221H62ZM112 222H113V220H112ZM119 222V223H120ZM154 222V223H155ZM164 222V221H163ZM162 222V223H163ZM176 222V221H175ZM187 222H184V223H186V224H188V225H191V224H189V223H187ZM195 222V223H196ZM25 223V224H24ZM51 223H52V221H51ZM74 223V222H73ZM119 223H118V225H119ZM122 223V224H123ZM135 223H132V224H134V225H136ZM152 223V222H151ZM169 223V222H168ZM167 223V225H169ZM170 223V224H171ZM174 223V222H173ZM178 223V222H177ZM176 223V224H177ZM195 223L191 226V228L192 227H194V225H195ZM196 223V224H197ZM203 223V222H202ZM112 224V225H111ZM121 224V225H122ZM124 224V226L122 225V227L121 228H126V226L127 225H125ZM132 224L130 223V225L132 226ZM150 224V223H149ZM148 224V225H149ZM153 224V223H152ZM152 224H150V226L152 225ZM163 224H165V223H163ZM204 224V223H203ZM239 224V225H240ZM19 225H22V224H19ZM25 225V226H24ZM54 225V224H53ZM63 225H61V226H63ZM116 225V224H115ZM121 225H119V226H121ZM135 226V228L136 227H138V226ZM158 225H160V224H157V227H160V226H158ZM174 225H175V223H174ZM179 225H180V223H179ZM199 225V224H198ZM205 225H206V223H205ZM246 225V224H245ZM129 226V225H128ZM128 226H127V228H128ZM141 226H139V230H140V227ZM171 226H172V224H171ZM171 226H164L163 227V229L162 230H159L158 231V229H157V231L155 230V229H153V228H155V227H152V228H148L147 226V230L149 229V231H147V230H142L143 228H146V227H144V226H142L141 228V230L139 231L138 229H135V230H138L137 232H139L140 234V236L142 237V234H141V231H143V237L144 238H142L141 239V241L143 240V241H145L146 240V243H147V246H148V249L150 248H153L154 249V253H155V258H153L152 259V261H149V262H151L150 264H162L163 263V261H161L162 259H164L165 260V264H177L176 262L178 261V260H180L181 259V256L179 255V252H177V247H176V249H174L173 247V249L171 250L170 248V251H171V254L168 256V255H166L165 254V251L163 252V250L166 248V246L168 245H166L165 246V248L163 249L162 248V245L160 244L161 242H160V239H162L163 241H165V242H168V243H171L172 244V242L173 241H171L172 239H174V243H178V241L177 240H182L181 238H183V236H180V234L178 233L177 234V230H176V228L177 227H179V226H173V228L174 227H176L174 230H176V231H173L172 233H171V231H170V229H172V228H170ZM180 226H185V229H186V225H180ZM198 227V230H201L202 228L201 227ZM247 226V225H246ZM21 227V228H20ZM35 227H36V229H35ZM63 227V228H64ZM114 227V226H113ZM117 226H115V228H116ZM133 227V226H132ZM132 227H130L131 229H132V232H130L131 234H129L128 232L126 233V235H128L126 238H125V241H124V243L126 244V245H124V246H126L125 248L124 247H122L123 248V250H125V249H128L129 248V246L131 245V243L132 242H130V243H128V239H129V237L131 236L132 238H133V245L135 246V239L137 240L138 239V237H140V236H138V233L132 228ZM202 227H203V225H202ZM208 226L206 225V227L205 228H207ZM14 228V229H13ZM18 228H20L19 230H17ZM102 228H104V227H101V230H104V229H102ZM170 228V229H169ZM187 228H190V226H187ZM195 228H196V225H195ZM199 228H201V229H199ZM204 228V227H203ZM1 229V228H0ZM13 229V230H12ZM106 229V228H105ZM111 229V228H110ZM109 229V231H110V233H111V230ZM113 229V228H112ZM185 229H184V231H185ZM107 230V229H106ZM151 230V231H150ZM152 230H154V231H152ZM173 230V229H172ZM179 230H180V228H179ZM187 230V229H186ZM188 230H190V229H188ZM188 230H187V232H188ZM204 230H206V229H204ZM207 230H209V229H207ZM222 230V229H221ZM220 230V231H221ZM5 230H1V233L2 232H4ZM105 231V230H104ZM127 231H129V230H127ZM133 231H135V232H133ZM146 231V232H145ZM184 231H179L180 233H182V232H184ZM192 231V230H191ZM195 231V230H194ZM101 232V231H100ZM103 232V231H102ZM102 232H101V234H102ZM105 232H107V231H105ZM125 232V231H124ZM190 232V231H189ZM197 232V231H196ZM202 232V231H201ZM205 233H206V231H204ZM6 233V232H5ZM16 233V234H15ZM104 233V232H103ZM109 233V234H110ZM133 233H137V237H136V235L134 236V234ZM186 233V232H185ZM195 233V232H194ZM197 233H200L199 231L197 232ZM196 233V234H197ZM207 233H212V232H207ZM105 234H107V233H105ZM104 234V235H105ZM108 234V235H109ZM186 234H190V233H186ZM7 235V234H6ZM13 235V236H14ZM103 235V234H102ZM103 235V236H104ZM125 235V236H126ZM133 235V236H132ZM184 235V234H183ZM198 235V234H197ZM8 236V235H7ZM107 236V235H106ZM111 235H109V238H111L110 237ZM191 236V235H190ZM248 236V233H246V235L244 234V238H246ZM140 237V238H141ZM177 237H179V238H177ZM249 237V236H248ZM247 237V238H248ZM17 238V239H16ZM100 238H101V236H100ZM132 238H131V240H132ZM139 238V239H140ZM177 238V240L175 241V239ZM189 238V237H188ZM245 239V240H250V239H252V237H251V235H250V238L249 239ZM103 239H104V237H103ZM105 239H106V237H105ZM145 239V240H144ZM184 239V238H183ZM191 239V238H190ZM98 240H96V241H98ZM110 240V239H109ZM186 240L187 239H185V241L183 242V246H186V248L185 249H188L189 247H188V244L186 245H184V243H186ZM96 241H94V242H96ZM130 241V240H129ZM139 241V240H138ZM171 241V242H170ZM140 242V241H139ZM182 242V241H181ZM245 242H247V241H245ZM251 242H253L252 240H251ZM250 242V243H251ZM127 243L128 244H130V245H127ZM137 243V242H136ZM141 243V242H140ZM142 243H144V242H142ZM141 243V244H142ZM172 244L174 247H175V244ZM191 243V242H190ZM215 243H219L218 241H216ZM249 243V242H248ZM249 243V245H251ZM86 244V243H85ZM84 244V245H85ZM90 244V243H89ZM88 244V245H89ZM140 244V245H141ZM171 244H169V246L171 245ZM217 244H216V246H217ZM247 244V243H246ZM118 245V244H117ZM133 245H131V246H133ZM143 245H145V243L143 244ZM165 245V244H164ZM171 245V246H172ZM178 245H180L181 246V243H178ZM220 245V244H219ZM248 245V244H247ZM246 245V246H247ZM248 245V246H249ZM80 246H82V247H80ZM87 246V245H86ZM89 246H92V243L89 245ZM128 246V247H127ZM130 246V247H131ZM133 246V250H135V247ZM146 246V245H145ZM146 246V247H147ZM170 246V247H171ZM179 246V247H180ZM190 246V245H189ZM200 247L202 246V245H199ZM252 246V245H251ZM88 247V246H87ZM86 247V248H87ZM120 247H121V245H120ZM144 247V246H143ZM179 247H178V250H179ZM182 247V246H181ZM180 247V249L182 250V248ZM188 247V248H187ZM81 248V249H80ZM91 248V247H90ZM89 247H88V249H89V251H91V249H90ZM140 248V247H139ZM193 249H196L197 250V248H195L194 247V245H193V247H192ZM247 248H249V247H246L244 250L247 252V254L249 253V251H250V248H249V250H247ZM118 249H120V248H115L114 249V253H115V250H117V252H116V254L118 253ZM137 249H138V245H137ZM137 249H136V253H137ZM142 249V247L139 249V251ZM200 249V248H199ZM203 249V247L201 248V250ZM86 250V249H85ZM123 250H121V251H123ZM129 250H130V248H129ZM144 250H147V249H144ZM189 250V249H188ZM200 250V251H201ZM83 251H84V248H83ZM88 251V252H89ZM126 251V250H125ZM122 252L123 254H125V253H127V255H129V256H127V257H131L130 255H134L135 254V252L133 251V253H132V250H130V252L132 253H129L128 252V250H127V252ZM185 253H184V252ZM182 252H180V253H184V255H183V258L182 259H184L185 258V256L187 255H189L188 253H192L193 252V250H191L190 252H188V253H186V250H183ZM198 251V253L196 252V251H194L195 253H196V255H197V258L198 259H201L204 255H207V250H205V249H203L202 251H201V253H203L204 255H202L201 253H200V251L199 250H197ZM255 251V250H254ZM109 252V251H108ZM151 252H152V250H151ZM121 253V252H120ZM129 253V254H128ZM143 253H144V255H143ZM153 253V252H152ZM190 253V254H191ZM206 253V254H205ZM87 254V255H86ZM92 254V253H91ZM108 254H111V253H108ZM107 254V259H108V262L106 263V264H124V261H123V259L124 260H126L125 261V263H127V259H129V258H127V257H123V255H122V257H123V259H122V257L120 256V258L122 259L121 261H123V263L121 262V261H119L118 260V256L116 255V254H113V249H112V254L111 255H108ZM137 254H140L139 252L137 253ZM137 254H135V255H137ZM141 254L143 255V256H147V254H149L148 253V251H147V254H146V252H142V250H141ZM140 254V255H141ZM198 254H201L200 256H198ZM213 254V253H212ZM215 254V253H214ZM246 253H244V255H247ZM113 255H116V256H113ZM152 255V254H151ZM151 255L149 254L148 256H149V258H148V256H147V258L149 259V260H151ZM182 255V254H181ZM126 256V255H125ZM153 256V257H154ZM171 256V257H170ZM187 256H186V258H187ZM190 256V259L189 258H187L188 260V262H190L191 263V255H189ZM188 256V257H189ZM193 256H194V258L195 259H197L196 257H195V254L193 253L192 254V259H194L193 258ZM214 256V255H213ZM221 257L220 258H223V256L222 255H220ZM89 257V258H88ZM133 257V256H132ZM161 258L160 260L158 259V258ZM201 257V258H200ZM206 257V256H205ZM116 258V259H115ZM133 258H135V256L133 257ZM132 258V259H133ZM138 258V257H137ZM143 257H141L140 258V256H139V259H137L138 261H139V263L140 264H143V263H141V262H144L143 260H140V259H142ZM145 258V257H144ZM213 258H215V257H213ZM248 259H249V257H247ZM217 259H219V257H217ZM245 260L242 262V260H241V264H246V262H247V260H246V258H244ZM131 259H129V261H130ZM186 260V259H185ZM184 260V261H185ZM11 261V260H10ZM128 261V262H129ZM133 260H131V262H132ZM135 261V262H134ZM134 261H133V263H135V264H138V261H137V263H136V260L134 259ZM183 261V262H184ZM186 261V262H187ZM251 261V260H250ZM91 262H93L92 260H91ZM89 263V264H92V263ZM131 262H129V263H131ZM179 262V261H178ZM184 263V264H187V263ZM129 263H127V264H129ZM146 263V261L144 262V264ZM180 263V262H179ZM178 263V264H179ZM225 263V262H224ZM248 263L249 264H251V262H249L248 261ZM252 263H253V261H252ZM3 264V263H2ZM105 264V263H104ZM164 264V263H163ZM180 264H183V263H180Z\"/></svg>","mask_w":264,"mask_h":264}]
</instances>
